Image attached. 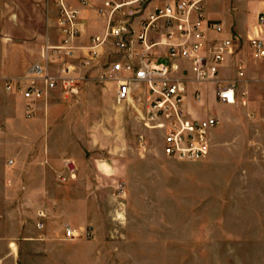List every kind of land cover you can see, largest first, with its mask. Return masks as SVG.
Here are the masks:
<instances>
[{
	"label": "rangeland",
	"instance_id": "rangeland-1",
	"mask_svg": "<svg viewBox=\"0 0 264 264\" xmlns=\"http://www.w3.org/2000/svg\"><path fill=\"white\" fill-rule=\"evenodd\" d=\"M205 5L230 24L229 3ZM241 12L243 21L253 17L246 3ZM0 26V38L14 58L24 63L28 53L34 55L22 77L40 60L47 41L57 39L36 0L2 2ZM233 39L240 42L231 63L251 80L246 85L254 97L240 86L236 104L219 108L217 81L203 89L190 85L191 98L199 90L203 100L192 101V115L220 118L229 143L222 148L226 155L244 148L242 142L234 145L239 138L234 122L264 124V55L248 38L235 34ZM97 68L83 70L79 97L68 100L74 127L49 143L44 134L52 131L41 126V114L28 118L20 109L6 111L5 94L14 92L6 89L7 78L0 83V139L6 140L0 142V264H264V186L241 193L233 163L223 158L219 179L209 169V185H204L203 158L167 157L161 134L145 126V106L120 103L116 86L91 77ZM86 91L90 97L82 100ZM9 121L16 138H9ZM246 137L253 140L250 147L264 148V130ZM67 227L81 235L67 237ZM87 227L93 239L84 236Z\"/></svg>",
	"mask_w": 264,
	"mask_h": 264
},
{
	"label": "built area",
	"instance_id": "built-area-1",
	"mask_svg": "<svg viewBox=\"0 0 264 264\" xmlns=\"http://www.w3.org/2000/svg\"><path fill=\"white\" fill-rule=\"evenodd\" d=\"M75 1L81 6H94V2L99 1L96 11L107 22L106 31L92 36L85 48L76 45L84 32V21L82 8ZM205 1L57 0L59 42L47 44L40 60L24 77L7 78L6 89L22 95L28 103L27 117L32 118L35 103L51 91L78 95L84 78L76 75V66L71 61L79 58L81 65L97 68L103 53L110 48L108 55L113 60L102 66L96 79L115 83L120 103H133L135 99L146 103L145 126L161 134L163 153L167 157L200 160L208 155L211 132L220 120L214 116L196 119L188 114L184 72L189 70L195 83L218 82L220 69L232 49L231 40L207 47L208 33L221 34L223 26L206 18ZM258 24L264 29V8ZM250 42L258 54H262L264 37L250 39ZM80 50H84L83 57L78 55ZM165 58L168 61H163ZM58 62L60 67L53 75L50 65ZM184 63H188V68L182 66ZM218 84V102L235 105L237 85L234 82ZM136 86L143 87V92ZM38 226L42 228L43 223ZM80 235L67 227V237ZM84 236L94 238L92 227L84 230Z\"/></svg>",
	"mask_w": 264,
	"mask_h": 264
},
{
	"label": "crops",
	"instance_id": "crops-1",
	"mask_svg": "<svg viewBox=\"0 0 264 264\" xmlns=\"http://www.w3.org/2000/svg\"><path fill=\"white\" fill-rule=\"evenodd\" d=\"M16 1H18V0H0V5L2 4V2L3 3L4 2L12 3V2H16ZM36 1H38L39 4L45 8V19H46L47 26H48L47 27L48 32L50 34H52V33L56 34V37H57V39L55 41L48 40L47 41L48 43H46L43 46V48L47 44H52V43L57 44L60 40V33L58 30V25H57V22H58L57 0H36ZM207 1H209V0H207ZM207 1L204 2V13H205L206 18L209 20H212V21H217V22L221 23L223 26V32L221 34H216L214 32L208 33L207 40H206L207 47L210 48V47L220 43L223 40H231L232 41L231 53L226 56L225 61H224L223 65L220 69V73L218 75V83L219 82H221V83L234 82L237 85V90L240 86H242V89L246 90L245 92L247 93L249 98L254 97V92L250 89H247V85H246L247 83L249 84V82L251 80L250 79H247V80L243 79L245 76V72L239 69L240 66L237 69L231 63L232 60L234 59V55L237 52V49L239 47L238 42H240V40H237L238 37L236 40H234L233 36L235 34H237L243 39L248 38L249 41H250V39H253V38H263L264 37V29L261 28L258 24V17L264 8V0H253V1L252 0H247V1L219 0L220 2H223L225 4L229 3L230 7L228 6V10H232L231 11L232 18L230 20L229 25L222 18V16H218V15L214 16L213 13L209 11V8L207 9V6L205 5ZM74 3L77 6L82 8V18L84 21V32L79 37V39L77 40L76 45L79 47L85 48V46H87L89 44L92 36L98 35V34H103L106 31L107 22L103 18H101L96 11L97 5L100 4L99 1H95L94 6H92V5L81 6L78 3V1H75ZM245 3H246V5H249L250 9L252 10L253 17L249 20L243 21L241 19V16H242L241 9ZM233 7H236L237 9L234 10ZM8 17L11 20H13L12 18H14V16H11L9 14H8ZM53 25L55 26V28L53 27ZM233 26H234V29H233ZM0 28H1V26H0ZM0 32H1V29H0ZM6 42H7L6 39L0 38V83H2V80H4L5 78L22 77L24 75V72L28 68V67L25 68L26 64L29 63L34 58L33 53H28L29 59L24 63L19 62L18 58L20 56L18 58H14V56H12V54L7 52L6 48L9 44ZM30 50H32V49H30ZM107 50H106L107 51L106 53L105 52L103 53V57H102V59H100L101 60L100 62H102V60L104 62L105 61L110 62L113 60V59H110L111 56L108 55V52L111 49L108 48ZM261 51H262V54H258L260 56L264 55V43L262 45ZM255 52H256V50H255ZM41 53H43V51ZM78 55H79V57H83L84 56V50H80L78 52ZM40 57L41 56H39L38 58H40ZM235 57L237 58V56H235ZM36 60L37 59H35L34 61H36ZM79 60L80 59L78 58V60L71 61L76 66V75L83 76L82 75V74H84L83 70L90 71L91 69H93L88 65H81V62ZM163 61H168V60L165 58V59H163ZM13 64L15 65L14 69L12 68ZM100 66H103V65L100 64ZM100 66H99V68H97V70H94L92 72L93 75H91V77H93L94 79H96V77L100 73V70H101ZM182 66L188 68L189 65H188V63H184ZM59 67H60V64L58 62V63H56L55 68H53V70L56 71V72H54L55 75H56ZM226 71L231 72L232 74L229 76L224 74V72H226ZM240 73H243V76H240L239 75ZM184 75H185V79H186L185 80V87H186L185 109L188 112V114L192 118H196V119H205V118L211 117V116L218 117L215 114H211V115H208L205 117L192 115V114H195L194 113L195 111L192 109V101H195L196 103H201L203 100H202V95H201L199 90H195L193 99L190 96V85L195 84V85H198L200 88L202 87V89H203V87H207L215 81L207 82V83H195L194 81H192L191 73L189 70L184 72ZM109 84H111L112 86L113 85L116 86V91H117V85L115 83L109 82ZM81 88H82V85H81ZM135 88L138 90L139 86H136ZM139 89H142V92H143V87H140ZM85 93H83L81 95L82 100H86L87 98L90 97L89 92L86 91ZM79 94H80V92L78 93V95ZM13 95H11V96L13 98H15L14 101L10 95L5 94V102L7 104L9 103V106L5 107L6 111L9 114H11L13 111H17L20 109V111L23 112L24 117H27L26 109H27L28 103L22 97V95L20 93L14 92ZM78 95L67 96L60 90H54V91H51L44 99L35 103V114L37 115L39 113L42 116L41 120H40L42 122L41 126L43 128H45L46 130L48 129L49 131H52V132H48L47 134H44V135H46V139L48 140V143L51 140H55L58 137L57 135L61 134V132L64 129L68 130L69 128L74 127L73 125H71V123H69V121L74 120V118L71 117V115L74 112V109L68 100L74 99V98H76V96L79 97ZM99 95H101L100 92H98V97H99ZM237 98H238V96H237ZM215 100H216L217 106L219 108H223L225 106V105H222L218 102L217 97H215ZM1 103H2V99L0 101V106H1ZM133 103L142 104L145 106V109H146V103L143 100L139 101V100L135 99ZM79 110H80V108H79ZM59 111H64V112H62V116L60 118H58L56 121H54L53 120V114H55L56 112H59ZM35 114H34V116H35ZM66 114H67V116H65ZM219 120H220V118H219ZM8 124H9L8 130H9V134H10L9 138H16L17 134L12 132V129H16V126L10 121L8 122ZM233 128H234V130H239V138L234 140V142H235L234 145H237V144L241 145V142H242V145L244 146V148L239 149L238 151H236V153H233L232 155H229V154L226 155V154L221 153L222 148L226 144H229L228 139L226 137H224L225 133L222 131L221 128H219V125L215 129H213L211 132L210 151H209L208 155L202 159V161H204L202 164L207 166V170L205 171V169H204L203 173H202V178H203L202 182L204 185H205V182H206L207 186L209 185V181H208L209 180V176H208V174H209L208 170L209 169L219 179L220 165H221V164H219V162H221L223 160H229V161L231 160L230 162L233 163L232 169L234 172V178H236V180L239 183L238 184V187L240 188L239 191L241 193H247V192H250L253 187L264 186V180H263L264 179V148H262L263 146H261V145L250 147L252 145L253 140H252V138H248V140L246 139L247 134H250L251 131H253L254 129L263 131L264 130V124H262V123L234 122ZM257 140H259V139H256L255 142H257ZM0 142L4 144L6 142V140L0 139ZM255 142H254V144H255ZM255 147H257L258 149H256ZM257 150H261V154L254 153V151H257ZM222 158H223V160H222ZM9 163H10V165H12L15 162H14V160H10ZM205 172H207V174ZM259 174L262 175L260 178L261 181L257 180ZM204 188H205V186H204ZM243 204H244L243 201L239 202L240 207ZM246 209H248V208L246 207ZM40 223H43V226H44L43 221L42 222L40 221L38 224H40ZM35 237H38V236H35Z\"/></svg>",
	"mask_w": 264,
	"mask_h": 264
}]
</instances>
